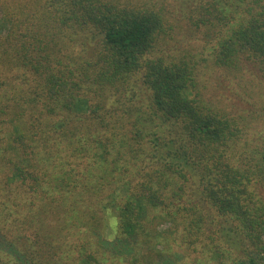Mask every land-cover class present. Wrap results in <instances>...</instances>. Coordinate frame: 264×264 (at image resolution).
Masks as SVG:
<instances>
[{"label":"trees","instance_id":"1","mask_svg":"<svg viewBox=\"0 0 264 264\" xmlns=\"http://www.w3.org/2000/svg\"><path fill=\"white\" fill-rule=\"evenodd\" d=\"M122 1L0 0V264H264V106L208 100ZM184 1L264 77V0Z\"/></svg>","mask_w":264,"mask_h":264},{"label":"rangeland","instance_id":"2","mask_svg":"<svg viewBox=\"0 0 264 264\" xmlns=\"http://www.w3.org/2000/svg\"><path fill=\"white\" fill-rule=\"evenodd\" d=\"M122 2L140 7L150 5L155 10L161 11L165 20L167 40V43L161 42L162 47L170 55L185 56L194 63L199 61L197 80L200 90L208 100L219 104L226 111L236 113L238 110V114H246L249 109L258 114L262 110L264 77L251 61L245 63L242 73L229 72L212 61L210 47L213 46L214 41L207 35L204 27L200 29L196 24L202 18L200 13L203 11L200 8L196 5H187L184 0H123ZM206 3L201 5L204 6ZM204 58H209L211 61L207 59V62H204ZM223 80L226 82L224 83ZM250 103L252 106L249 108ZM256 126L262 129L261 132L264 134V125L257 122ZM175 250L185 254L180 261L178 260L179 263L197 262L195 254L188 255L183 249L175 248ZM165 262L169 264L167 259Z\"/></svg>","mask_w":264,"mask_h":264}]
</instances>
